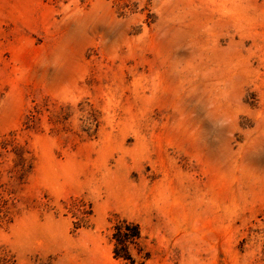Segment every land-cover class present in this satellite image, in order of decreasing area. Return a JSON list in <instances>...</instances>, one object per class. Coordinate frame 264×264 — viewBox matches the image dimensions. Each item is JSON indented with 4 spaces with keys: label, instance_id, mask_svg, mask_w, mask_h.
Returning <instances> with one entry per match:
<instances>
[{
    "label": "rangeland",
    "instance_id": "374dc122",
    "mask_svg": "<svg viewBox=\"0 0 264 264\" xmlns=\"http://www.w3.org/2000/svg\"><path fill=\"white\" fill-rule=\"evenodd\" d=\"M0 258L264 264V0H0Z\"/></svg>",
    "mask_w": 264,
    "mask_h": 264
},
{
    "label": "trees",
    "instance_id": "16d2710c",
    "mask_svg": "<svg viewBox=\"0 0 264 264\" xmlns=\"http://www.w3.org/2000/svg\"><path fill=\"white\" fill-rule=\"evenodd\" d=\"M141 236L138 224L126 222L123 225L115 227L113 238L116 240L114 247V256L117 258L128 259L132 261V257L128 251L130 244L136 242ZM0 264H16L14 260L0 258Z\"/></svg>",
    "mask_w": 264,
    "mask_h": 264
}]
</instances>
